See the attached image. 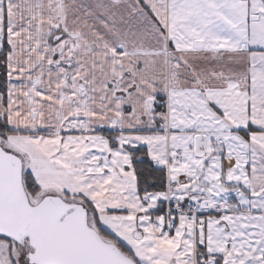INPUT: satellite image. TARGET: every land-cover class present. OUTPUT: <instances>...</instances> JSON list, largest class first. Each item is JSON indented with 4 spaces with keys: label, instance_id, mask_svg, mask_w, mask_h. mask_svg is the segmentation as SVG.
I'll list each match as a JSON object with an SVG mask.
<instances>
[{
    "label": "snow or ice",
    "instance_id": "1",
    "mask_svg": "<svg viewBox=\"0 0 264 264\" xmlns=\"http://www.w3.org/2000/svg\"><path fill=\"white\" fill-rule=\"evenodd\" d=\"M0 264H264V0H0Z\"/></svg>",
    "mask_w": 264,
    "mask_h": 264
}]
</instances>
